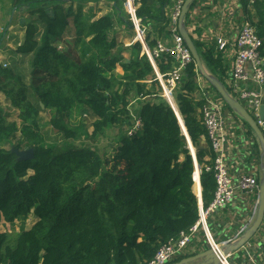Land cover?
Listing matches in <instances>:
<instances>
[{
    "label": "trees",
    "instance_id": "16d2710c",
    "mask_svg": "<svg viewBox=\"0 0 264 264\" xmlns=\"http://www.w3.org/2000/svg\"><path fill=\"white\" fill-rule=\"evenodd\" d=\"M96 1H4L3 9L14 11L8 25L24 29L15 53L30 57V84L0 68V93L19 112L18 123L8 122L0 108V223L25 222L30 215L37 221L12 236L0 233V264H146L198 219L194 163L202 207L213 199V176L204 170L212 153L199 118L201 103L193 98L194 66L178 83L174 100L197 149L195 160L175 112L160 97L140 43L130 47V59L124 61L121 51L126 49L111 36L113 17L131 26L124 0H103L113 4L112 15L85 19L82 5ZM170 1L136 0V18L165 32ZM252 8L264 49V0ZM71 33L74 39L66 41ZM146 40L153 49L156 39L147 35ZM197 46L202 64L213 74L218 63ZM168 68L159 64L162 73ZM132 95L138 102L134 111ZM42 112H48V125L61 141L46 142L38 123ZM73 115L92 119L91 136L117 130L111 155L75 144L87 131L84 122L73 125ZM135 120L140 128L129 136ZM11 148L33 149V160L17 162Z\"/></svg>",
    "mask_w": 264,
    "mask_h": 264
},
{
    "label": "built area",
    "instance_id": "2783aa9c",
    "mask_svg": "<svg viewBox=\"0 0 264 264\" xmlns=\"http://www.w3.org/2000/svg\"><path fill=\"white\" fill-rule=\"evenodd\" d=\"M136 0H124L125 13L129 17L131 27L136 35L142 34L150 27L143 26V21L136 18ZM186 0H171L165 9L167 22L166 36L155 41L153 49L142 54L148 59L155 79L165 92L166 101H174L178 83L183 79L187 69L193 65L196 74V91L193 98L201 103L199 118L206 131L212 159L204 170L213 176L215 190L213 199L207 208L198 203V219L186 231H182L175 239L162 245L146 264H171L203 234L209 248L219 253V246L213 240L207 224L212 214L229 209L238 198L257 199L259 191L260 159L255 156L253 133H249L247 125L235 116L216 92L207 84L198 72L190 51L184 44L178 31V20L181 8ZM249 8L262 0H242ZM127 5V7H126ZM210 10L204 5L191 6L184 17L185 29L192 41L206 42L211 40L214 46L212 57L215 60L228 61L231 66L225 81L220 80L227 93L238 101L256 122L264 137V120L259 118V108L264 105V49L263 39L259 37L254 25L246 18L237 25V14L228 13L218 17L217 26L212 24L205 32L201 29L198 17H207ZM138 42V39H136ZM135 40V41H136ZM142 47V46H141ZM145 47V46H144ZM146 52V53H145ZM230 54V56H229ZM159 64L169 65L165 73L160 72ZM140 128L138 120L128 132L130 136ZM199 169V168H198ZM196 180L194 178V184ZM256 203L248 223L236 234L234 240L253 222ZM264 236V218L262 222ZM234 240L226 241L231 243ZM225 243V242H223ZM249 246L248 243L243 248ZM177 256V257H176ZM231 255L221 256L220 264H229ZM176 257V258H175ZM264 264V263H261Z\"/></svg>",
    "mask_w": 264,
    "mask_h": 264
},
{
    "label": "rangeland",
    "instance_id": "374dc122",
    "mask_svg": "<svg viewBox=\"0 0 264 264\" xmlns=\"http://www.w3.org/2000/svg\"><path fill=\"white\" fill-rule=\"evenodd\" d=\"M4 1H6V0H1V3H0V35L1 34L3 35L5 33L6 34L4 36V41L2 40V42H1V43H3V46L0 48V68L12 70L15 74H17L20 77L23 84H25L26 86H29V84H30V76H29L30 75V67H29L28 61H29L30 57L29 56L21 57L15 53V50L18 47V44H20L22 39H23L24 29L17 26V25H8V23L10 21V15L12 12L10 10L3 9L4 8L3 4H6ZM110 4L111 3L108 1H100L99 3H96V5H98V8H97L94 5L89 6V3H87L83 9V12H84L86 17H87V11L89 9H94V13H95L94 16L97 18H100V17H102L108 13H110L112 15V10H111ZM247 9L253 15L252 18L250 19L252 22L248 18L247 19L251 23H256V25H257L258 20L256 18V14L254 12L255 10L252 8V6H250ZM1 12H3V13H1ZM98 13H100V14H98ZM110 14H108V15H110ZM124 19H126L125 14H124ZM143 26H145V23H143ZM151 26L155 27L156 25L153 24ZM122 27H124V28H122ZM132 31L133 30H132L131 26L129 27L127 25L124 26L122 24H119V23H117V21L113 17V29H112L111 36L117 40L119 45H122L123 48L126 49L124 51H121V57L123 58L124 61H127L130 59V55H131L130 47L132 46L131 44H133V42H135L134 39H135L136 35ZM198 35L200 36L201 33H198ZM1 39H2V36H0V40ZM66 39H67L66 41L69 40L72 42V40L74 39L72 33L69 34L68 38H66ZM70 39H72V40H70ZM124 40H126L125 42H127V43L131 41V44L129 47L125 46V44H124L125 42H123ZM195 42H194V46L196 47L197 51H199V47L197 46V43L201 46V48H203L202 44L206 45L204 42H202V44L200 42H197V41H195ZM61 47H63V45H61ZM71 48H73V47H71ZM74 50L77 51V48ZM198 53L200 56V51ZM212 53H213V51L211 52V56H212ZM212 59H213V57H212ZM215 61L217 63L219 62L217 60H215ZM203 66L210 73H212L210 71V69L204 63H203ZM116 73L117 74L121 73L119 68L116 69ZM118 75H120V74H118ZM122 75H123V73L121 74V76ZM131 97H132V99H131V111H134L135 109H137L138 102H136L133 95ZM0 108L2 109V111L4 113H6V115H7L6 119L8 122L18 123V119H17L18 113H19L18 110H16L12 106L11 102L2 93H0ZM173 111L175 112L176 117L178 119L182 134L186 139L189 153L193 157V160H195V153H196L197 149L193 148L189 142L188 136L186 134L182 119L180 118V115L177 111V108L175 107V110H173ZM84 119H85V121L81 120L80 116L77 117L75 115H73L71 118V121H72L74 126L80 125L84 122L85 129L87 131V137L85 138V137L81 136L80 140L75 142V144L78 146L90 145L92 148H96L100 152L106 153L107 155H111L113 147L116 144L115 138H116L117 130L113 129V128H106L105 130H103L99 134L91 136L90 134L93 131L92 119L89 116L87 118L85 117ZM132 120L134 121V118H132ZM48 121H49L48 112H42L39 115L38 123L40 126L41 133L44 136L46 142L47 143H56L57 141H61L60 140L61 135L54 132L51 129V127L48 125ZM18 139H20V138L18 137ZM15 142L16 141H13V144H15ZM254 142H255V140H254ZM259 153H260L259 144L256 143V146H255V155H256L255 157L256 158H258ZM28 175H31V172H29ZM35 220H36V217L34 215H30L25 222H15L14 224L0 223V233H7V234L12 236L15 233L19 232L21 228H23L24 230H28L32 226V224ZM179 257L180 256H178L177 258H179Z\"/></svg>",
    "mask_w": 264,
    "mask_h": 264
},
{
    "label": "crops",
    "instance_id": "0c3cea01",
    "mask_svg": "<svg viewBox=\"0 0 264 264\" xmlns=\"http://www.w3.org/2000/svg\"><path fill=\"white\" fill-rule=\"evenodd\" d=\"M99 0L96 2H86L82 5V8L84 9L85 5L89 3V6H96L98 8V5L96 3H99ZM196 7L199 5H204L208 10H210V13H208L206 19L202 17H198L197 21L200 22L201 29L200 32H205L212 24L217 26V19L218 17H224L228 10L231 11L233 14H237L238 18L236 21L237 25H241L248 16L246 15V11H248L247 7H244V2L242 0H196L195 1ZM111 3V2H110ZM171 3V2H170ZM92 4V5H91ZM113 5L112 3L110 4ZM125 5V4H124ZM125 7V6H124ZM127 7V5H126ZM105 10V9H104ZM246 10V11H245ZM125 12V9H124ZM3 13V12H1ZM83 16L85 19L93 20L97 19V17L94 16V9H89L87 11V17L85 16L83 10H82ZM100 14V13H98ZM110 14V13H108ZM107 15V14H106ZM252 15V14H251ZM118 23V22H117ZM156 25V24H155ZM18 26V25H17ZM145 27H148L145 25ZM124 28V27H122ZM161 26L156 25L155 27H150L149 29L145 30L142 34L136 35L133 31V33L136 35L135 39H138V43L142 46V49L144 51L149 50V47L147 46V35H150L152 39H163L166 36V30L165 32H158L160 30ZM2 41V39L0 40ZM124 40L123 42H125ZM1 43V42H0ZM135 42H133L134 44ZM206 45H203L202 43V49L204 53H211L214 50V46L211 40L204 42ZM126 47H129L131 44L130 42L124 43ZM131 44V45H133ZM3 46V44H2ZM0 46V48L2 47ZM145 46V47H144ZM14 51V50H13ZM146 53V52H145ZM20 56V55H18ZM230 56V54H229ZM25 57V56H21ZM215 61V59H213ZM218 61V60H217ZM231 64L228 61L223 62L220 60L218 62V66L215 67L214 75H218L220 80L225 81L227 79L229 68ZM119 68V67H117ZM120 69V68H119ZM206 69V68H205ZM207 70V69H206ZM122 74V70L120 69ZM208 73H210L207 70ZM212 74V73H211ZM155 77V75H154ZM161 89V88H160ZM160 97L173 109L175 110L176 103L175 101H166L165 100V92L163 89H161ZM177 108V107H176ZM255 138V136H253ZM254 145L256 146L257 140L254 139ZM260 155V153H259ZM258 155V156H259ZM257 199L254 198H238L234 201L233 204L230 205L229 209L226 211L216 212L212 214V216L208 219L207 224L209 227V231L213 237V240L217 245L222 244L223 242L234 240L236 237V234L243 228L249 221L253 209L255 207ZM36 220L33 222L35 224ZM32 224V226H33ZM31 228V227H30ZM249 246L240 249L237 252L232 253L230 256L228 262L229 264H261L264 263V236H263V226L259 229V231L250 239L248 242ZM209 247L204 241L203 234L200 233L198 235L197 240L188 248H186L183 253L179 256H184V258L188 256L195 255L197 253L203 252L207 250ZM183 259V258H182Z\"/></svg>",
    "mask_w": 264,
    "mask_h": 264
},
{
    "label": "water",
    "instance_id": "95a60500",
    "mask_svg": "<svg viewBox=\"0 0 264 264\" xmlns=\"http://www.w3.org/2000/svg\"><path fill=\"white\" fill-rule=\"evenodd\" d=\"M195 0H186L181 8V14L178 20V31L182 37L185 46L190 51L192 59L198 72L205 79L207 84L216 92V94L222 99L227 108L243 120L247 127L251 130L255 136L257 143L260 148V173L261 178L259 182V191L256 200V212L253 222L245 229V231L239 236L238 239L232 241L231 243L225 242L219 246V253L213 251V249L208 248L207 250L197 253L192 256L181 259L178 262H173L171 264H220L219 259L221 256L232 255V253L239 251L244 247L246 243L259 231L262 226L264 218V137L261 130L258 128L256 122L245 110V108L236 100H234L225 90L221 81L208 73L202 64L196 47L193 44L190 35L185 29L184 17L187 15L189 8L194 4ZM14 11H12L13 14ZM137 42V40L135 41ZM259 118L264 120V105L259 108ZM12 154L16 156L17 162L31 161L33 160V149L18 150L11 148ZM199 174L200 171L198 166L194 163V178L196 180L193 186V193L195 194L198 203H201V188L199 186Z\"/></svg>",
    "mask_w": 264,
    "mask_h": 264
}]
</instances>
